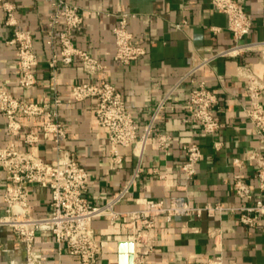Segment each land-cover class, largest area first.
I'll return each mask as SVG.
<instances>
[{"label":"crops","instance_id":"obj_1","mask_svg":"<svg viewBox=\"0 0 264 264\" xmlns=\"http://www.w3.org/2000/svg\"><path fill=\"white\" fill-rule=\"evenodd\" d=\"M16 3L17 26L6 23V12L0 6V82L5 83L16 96L33 101H51L54 90L62 98L60 118L68 130L64 145L76 153L90 174L86 196L93 204H103L121 190L134 175L138 158L131 148H126L122 164H114L110 156V143L96 117L97 100L92 98L76 102L71 98L72 86L81 81H110L119 88L127 105L138 122L142 133L152 121L159 103L178 84L182 76L201 58L210 56L232 45V35L227 28V17L214 8L210 0H70L77 4L84 22L75 31V45L106 64L100 74H88L82 64L56 69V83L49 60L59 45L48 44L51 37L50 17L56 0H12ZM253 20L248 41H264V0H239ZM123 12L135 15L130 19L133 42L145 46L147 53L124 65L115 58L114 27ZM18 27L33 34L34 48L40 57L35 69L37 84L25 90L19 84L17 46L8 41ZM212 27H220L213 32ZM252 68L264 77V58L259 51L239 57H220L202 68L195 76L207 82L220 99L215 115L221 122L220 130L205 134L200 126L188 122L191 113L186 101L191 87L189 79L181 83L167 98L165 106L153 122V134L145 152L142 170L119 210L138 207V198L158 199L168 202L172 195H187L193 203L223 202L238 205L241 199L233 185L238 175L244 176L259 196L255 176L256 164L249 155L259 150L264 153L256 128L249 120L248 97L244 79L238 66ZM26 130L38 131L41 141L33 151L53 161L58 156L57 143L52 134L41 130L40 118H21ZM7 121L0 112V146L8 145ZM171 134L169 150L158 146L154 134ZM20 148H26L16 138ZM200 144L203 158L197 164V174L187 183L181 167L185 161L183 147L190 142ZM219 143V147H216ZM245 160L244 168L234 166L233 159ZM8 175L0 167V215L5 212L4 193ZM31 213L44 217L51 212V193L48 188L30 187ZM264 197V194H263ZM102 246L98 264H120L121 234L118 226L96 218L92 222ZM223 230L222 254L233 264H264V220L256 227L239 222L231 213L205 215L200 219L178 217L168 222L159 217L155 229L156 243L147 264H202L219 251L214 246L210 231ZM49 232L39 231L35 249L46 254L50 264H77L67 250L60 253ZM25 246L18 242L11 229L0 230V264H23Z\"/></svg>","mask_w":264,"mask_h":264},{"label":"built area","instance_id":"obj_2","mask_svg":"<svg viewBox=\"0 0 264 264\" xmlns=\"http://www.w3.org/2000/svg\"><path fill=\"white\" fill-rule=\"evenodd\" d=\"M210 1L214 8L226 15L232 45L197 61L159 103L152 121L142 133L138 130V122L129 109L123 92L110 81H81L72 86L70 95L74 101L83 102L92 98L97 100L96 117L110 143L112 162L122 164L126 148H131L138 158L134 175L103 204H93L86 196L90 174L76 153L63 143L68 138V130L60 118L62 98L58 91L54 90L51 101H33L16 96L5 83L0 82V112L6 118V133L10 137L8 145L0 146V167L8 175L4 193L5 212L0 215V230L11 229L18 242L26 246L27 258L23 264H50L48 256L35 249L39 231L49 232L47 239L53 238L58 251L62 253L67 250L76 258L77 264H98L102 246L92 226L96 218L118 226L120 243L133 242V264H147L156 243L155 229L159 217L170 222L178 217L200 219L205 215L215 216L229 212L237 215L239 222L248 227H256L261 219L264 220V153L259 150L253 151L249 160L256 164L255 176L260 195L255 196L254 189L244 176L238 175L233 185L236 195L241 199L238 205L223 202L195 204L187 195L176 194L168 202L138 198L136 209L117 208L125 201L142 170L145 152L153 134V122L174 90L187 79L190 80L186 106L191 116L186 121L198 124L205 134L214 135L221 128V122L215 115L220 99L205 80L195 75L220 57H239L259 51L264 58V41L246 40L252 31L253 20L243 3L239 0ZM0 6L6 12V23L17 26L16 3L12 0H0ZM134 15L131 12L119 14L118 23L113 30L115 58L124 65L131 64L147 53L145 46L133 42L130 19ZM83 22L84 18L77 4L70 0H56L49 22L51 37L47 41L48 44L59 45V51L54 52L49 60L54 83L59 64L69 66L79 61L85 72L92 75L100 74L106 68L103 61L75 45L74 33L82 28ZM220 29L212 27L215 33ZM8 43L17 46L20 86L25 90L34 88L38 81L35 69L40 57L34 48L32 32L16 27ZM238 73L244 79L245 94L249 101L248 118L256 128L261 144H264V77L244 65L238 66ZM22 117L40 118L42 132L55 137L58 151L55 160L46 161L33 151L41 141V136L38 131L26 130ZM154 136L158 146L169 150L173 140L171 134L156 132ZM16 138L26 148H20ZM215 145L219 147V143ZM183 150L185 161L181 171L189 183L197 174V164L203 158V152L200 144L195 141L185 144ZM233 164L242 169L245 160L236 157ZM33 185L50 190L51 212L47 216L35 217L31 213L30 187ZM210 235L219 253L207 258L202 264H233L227 262L221 253L223 230L214 229L210 231Z\"/></svg>","mask_w":264,"mask_h":264},{"label":"water","instance_id":"obj_3","mask_svg":"<svg viewBox=\"0 0 264 264\" xmlns=\"http://www.w3.org/2000/svg\"><path fill=\"white\" fill-rule=\"evenodd\" d=\"M25 246V245H24ZM25 259L27 258V249L25 246ZM119 263L120 264H133L134 263V244L133 242H121L119 247Z\"/></svg>","mask_w":264,"mask_h":264}]
</instances>
